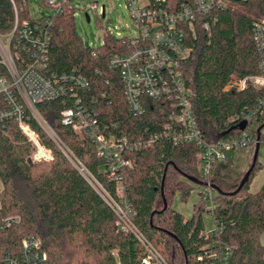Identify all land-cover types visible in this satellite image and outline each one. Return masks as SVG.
<instances>
[{"label": "trees", "instance_id": "16d2710c", "mask_svg": "<svg viewBox=\"0 0 264 264\" xmlns=\"http://www.w3.org/2000/svg\"><path fill=\"white\" fill-rule=\"evenodd\" d=\"M167 1L178 8L187 0ZM16 4L20 21L32 19L28 6H22L21 1ZM218 14L210 30L201 21L188 27L191 52L183 62L194 113L210 139L236 133L238 126L233 118L245 107L255 106L260 96L251 84L243 91L230 87L235 76L258 73L251 16L240 10ZM14 21L11 0H0V33H9ZM50 30V72L83 75L90 86L82 89L69 79L64 81L65 94L38 102L37 109L60 140L61 146L30 118L43 144L53 152L50 160L30 162L33 146L17 122L0 121L2 212L18 217L12 227L0 232L1 248H16L23 237L36 234L43 240L50 264H143L145 250L141 243L132 233L118 230L116 214L98 185L80 170L84 166L116 196V181L108 175L107 161L98 154L88 134L81 135L72 125L63 123L62 111L69 107L87 110L102 128L114 134H131L145 127L154 131L165 121L164 114L149 109L146 115L134 117L128 111L119 70L109 64L113 53L126 50L123 38L105 34L103 45L90 46L77 34L74 8L69 6L62 14L52 16ZM263 125L264 112L251 131L258 134ZM197 152L190 145L161 139L129 153L131 165L119 169L124 194L135 210L136 226L169 264H196L202 246L209 240L202 217L204 201L194 204L193 214L187 218L169 200L176 191L187 199L193 182L188 177L202 179L195 163ZM261 167L258 159L249 181L239 191L245 173L231 176L228 160L217 162L209 177L217 190L213 213L216 226L223 229L219 238L234 246L230 264H264L260 240L264 233V185L250 191Z\"/></svg>", "mask_w": 264, "mask_h": 264}, {"label": "built area", "instance_id": "2783aa9c", "mask_svg": "<svg viewBox=\"0 0 264 264\" xmlns=\"http://www.w3.org/2000/svg\"><path fill=\"white\" fill-rule=\"evenodd\" d=\"M16 1L28 6V0H11L15 21L13 29L0 33V121L14 119L21 132L31 142L29 155L32 163L50 160L47 148L32 127L34 118L59 146L60 140L51 125L37 109L38 102L53 100L65 94L64 81L87 89L89 80L74 72L57 74L48 67L52 16L60 15L71 0H44L53 10L45 17L19 20ZM138 26L132 37H123L126 50L113 53L109 64L119 70L123 95L128 111L134 117L144 116L149 109L164 114L165 121L156 130L149 127L134 129L131 134H114L98 124L87 110L73 107L62 111V121L73 126L81 135L88 134L96 144L98 154L108 164V175L116 181V196L105 190L89 171L80 170L103 195L116 214L118 230L132 233L145 250L143 264H169L153 243L135 224V210L124 194L125 186L119 169L131 165L129 153L166 139L176 145H190L200 153V172L205 184L202 200L209 202L208 211L217 207L212 192L217 191L209 177L217 162L227 161L228 153L256 145L257 134L251 129L264 112V0H187L174 8L167 0H126ZM240 10L252 18V34L256 47L258 73L235 76L230 87L237 91L252 85L260 93L253 107H245L233 118L238 130L234 134L210 139L200 127L194 113L192 92L185 79L183 62L189 56L186 32L196 21L210 30L219 19V11ZM230 122V121H229ZM227 122V123H229ZM243 122L246 127L241 128ZM256 136V138H255ZM261 148V146H260ZM264 149V145H263ZM2 183L0 182V232L12 227L18 217L2 212ZM214 214V213H213ZM222 226L205 232L209 240L202 246L196 264H230L234 246L220 239ZM0 264H50L48 252L39 235L23 237L16 248L3 250L0 245Z\"/></svg>", "mask_w": 264, "mask_h": 264}, {"label": "rangeland", "instance_id": "374dc122", "mask_svg": "<svg viewBox=\"0 0 264 264\" xmlns=\"http://www.w3.org/2000/svg\"><path fill=\"white\" fill-rule=\"evenodd\" d=\"M74 8V24L77 34L92 47L104 44L105 34H112L115 37H132L138 32V26L127 6L126 0H71ZM28 9L31 17H45L52 14L53 10L44 0H28ZM87 14L90 20H87ZM263 142L260 148L258 159L263 163V167L257 169L256 174L250 184V191L256 192L264 185V128L262 129ZM255 145L244 149H237L228 153V162L231 165V176H236L238 172L244 174L249 168ZM196 166L200 168V153L196 154ZM180 179V178H179ZM178 179V180H179ZM191 183V192L187 199L182 197L180 191L174 195L170 194L172 207L180 211L187 218L191 217L194 211V204L202 202L201 192L204 187L200 184ZM216 197V191L212 192ZM209 202H204L202 217L206 232H211L216 228L214 214L208 211ZM264 246V233L260 237Z\"/></svg>", "mask_w": 264, "mask_h": 264}, {"label": "water", "instance_id": "95a60500", "mask_svg": "<svg viewBox=\"0 0 264 264\" xmlns=\"http://www.w3.org/2000/svg\"><path fill=\"white\" fill-rule=\"evenodd\" d=\"M87 20L89 21L90 18L87 14ZM246 127V122H243L242 125H241V128L244 129ZM264 127V125L262 126ZM260 127L258 129V134H257V142H256V145H255V150H254V154H253V161H252V164L250 165V167L247 169V171L245 172L241 182H240V185L237 189V191H239L245 183H247L250 179V176L252 174V171L254 170L255 168V165H256V162L258 160V156H259V152H260V137H261V128ZM189 180L193 181L194 183H197V184H200V185H203L205 184L204 182H202L201 180L195 178V177H188ZM162 194H163V188H162ZM163 198H164V209L167 207V200L166 198L164 197L163 195Z\"/></svg>", "mask_w": 264, "mask_h": 264}]
</instances>
